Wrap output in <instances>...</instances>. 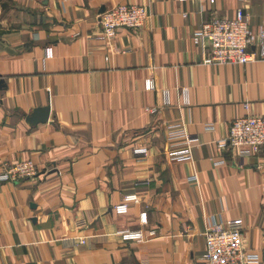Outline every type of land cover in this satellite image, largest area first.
<instances>
[{
  "label": "crops",
  "instance_id": "crops-1",
  "mask_svg": "<svg viewBox=\"0 0 264 264\" xmlns=\"http://www.w3.org/2000/svg\"><path fill=\"white\" fill-rule=\"evenodd\" d=\"M119 3L150 16L108 42L101 14ZM241 5L257 31L264 0H0V170L38 169L0 180V264H199L214 220L239 229L264 263V145L251 157L219 146L235 118L264 115V61L212 64L193 42ZM47 105L49 119L30 124ZM187 136L192 159H173ZM130 193L139 202L117 214ZM123 229L146 240H124Z\"/></svg>",
  "mask_w": 264,
  "mask_h": 264
},
{
  "label": "built area",
  "instance_id": "built-area-1",
  "mask_svg": "<svg viewBox=\"0 0 264 264\" xmlns=\"http://www.w3.org/2000/svg\"><path fill=\"white\" fill-rule=\"evenodd\" d=\"M214 2V0H210ZM241 3L246 0H239ZM149 11L145 5L119 3L105 10L101 14V37L112 42L121 28L136 29L142 27L149 18ZM193 42L198 45L204 55L205 61L212 64H243L257 60L264 61V23L257 31L253 30L249 17L243 5L239 6L234 17H213L204 22L193 34ZM51 55V49L47 48L45 56ZM147 90H157L152 78L145 80ZM183 102L189 104V92L182 90ZM162 105L171 104L170 91L161 90ZM248 107L247 104H245ZM158 106L147 108L155 113ZM213 129V125L208 126ZM186 135V134H185ZM196 138L187 136L186 146L181 150L171 152V157L176 160L192 159V148ZM232 146L241 157H251L257 154L264 145V115L247 113L235 118L230 126L227 138L219 142V146ZM146 148H137V153H146ZM38 169L31 160H21L6 165L0 170L1 181H16L36 176ZM197 179L196 175L193 176ZM139 202L136 193L126 194L122 200L114 206L117 214H126L132 203ZM141 224L147 223V213L140 214ZM84 222L79 221V226ZM155 230L148 235H155ZM119 234L124 240H146L142 229H123ZM206 250L199 264H264L258 253L247 251L244 237L239 229L225 226L222 222L213 221L206 229ZM75 242V238L70 239ZM88 237L82 236L77 243L86 244ZM142 264H150L148 260Z\"/></svg>",
  "mask_w": 264,
  "mask_h": 264
},
{
  "label": "water",
  "instance_id": "water-1",
  "mask_svg": "<svg viewBox=\"0 0 264 264\" xmlns=\"http://www.w3.org/2000/svg\"><path fill=\"white\" fill-rule=\"evenodd\" d=\"M4 82L3 78H0V85ZM50 115V106H44L36 108L32 114L28 116V121L30 124L36 125L41 122H46L49 119Z\"/></svg>",
  "mask_w": 264,
  "mask_h": 264
}]
</instances>
